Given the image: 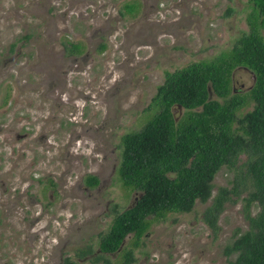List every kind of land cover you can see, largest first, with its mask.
Instances as JSON below:
<instances>
[{
  "label": "rangeland",
  "instance_id": "rangeland-1",
  "mask_svg": "<svg viewBox=\"0 0 264 264\" xmlns=\"http://www.w3.org/2000/svg\"><path fill=\"white\" fill-rule=\"evenodd\" d=\"M249 10L248 0H0V264L119 262L97 242L140 193L117 176L120 135L153 112L145 106L165 70L229 48ZM70 43L80 50L67 53ZM251 82L233 69V88ZM230 181L220 167L211 195ZM211 195L152 220L129 264H227L224 244L247 226L244 192L215 227L202 218Z\"/></svg>",
  "mask_w": 264,
  "mask_h": 264
},
{
  "label": "trees",
  "instance_id": "trees-1",
  "mask_svg": "<svg viewBox=\"0 0 264 264\" xmlns=\"http://www.w3.org/2000/svg\"><path fill=\"white\" fill-rule=\"evenodd\" d=\"M248 1L247 30L209 59L165 70L145 106L153 112L140 128L120 135L117 176L140 193L131 205L113 213L99 235V252L117 251L120 259L113 263L98 255L104 263H131L150 222L169 212L189 211L195 200L205 201L215 172L225 167L232 172L231 184L217 186L202 218L215 227L224 202L244 192L247 226L234 231L222 252L233 254L227 264H264V0ZM64 49L80 50L77 43ZM235 67L250 71L252 82L246 89L233 88ZM177 107L181 113L175 116ZM83 182L94 186L97 177L87 173ZM253 204L257 210L251 213ZM63 264L77 263L65 256Z\"/></svg>",
  "mask_w": 264,
  "mask_h": 264
}]
</instances>
